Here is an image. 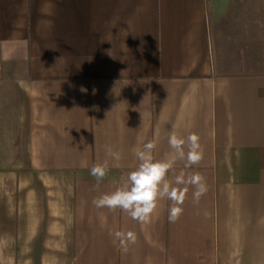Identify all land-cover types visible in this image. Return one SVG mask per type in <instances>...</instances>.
Listing matches in <instances>:
<instances>
[{
	"label": "crops",
	"instance_id": "crops-1",
	"mask_svg": "<svg viewBox=\"0 0 264 264\" xmlns=\"http://www.w3.org/2000/svg\"><path fill=\"white\" fill-rule=\"evenodd\" d=\"M238 32L214 38L206 0H0V264H264V30ZM173 130L204 146L169 174L200 173L198 203L95 207Z\"/></svg>",
	"mask_w": 264,
	"mask_h": 264
},
{
	"label": "clouds",
	"instance_id": "clouds-1",
	"mask_svg": "<svg viewBox=\"0 0 264 264\" xmlns=\"http://www.w3.org/2000/svg\"><path fill=\"white\" fill-rule=\"evenodd\" d=\"M81 91H86V89H81ZM168 144L172 151L162 158H156L153 155L157 147L154 140L134 149V154L139 161L135 170L129 172L126 178L122 177L114 191L94 199L95 207H106L110 210L119 208L131 219L146 224L156 212L159 202L168 199L172 201L168 221L170 223L178 221L183 214L182 205L189 189H194L192 197L198 203L200 198L207 193L208 186L205 178L198 172L186 173L181 170L171 179L169 174L174 173L178 161H186L185 168L199 164L204 158L205 150L199 135L195 132L184 137L173 130L168 137ZM106 152L116 162L111 167H119L121 154L113 151L111 146H106ZM109 169V160L105 159L102 163L92 166L90 175L99 184L106 177ZM113 235L114 242L118 241L120 249L125 253L137 240L136 233L133 231H116Z\"/></svg>",
	"mask_w": 264,
	"mask_h": 264
},
{
	"label": "rangeland",
	"instance_id": "rangeland-1",
	"mask_svg": "<svg viewBox=\"0 0 264 264\" xmlns=\"http://www.w3.org/2000/svg\"><path fill=\"white\" fill-rule=\"evenodd\" d=\"M206 10L214 38L222 28L234 30L236 36L242 27L257 35L264 30V0H206Z\"/></svg>",
	"mask_w": 264,
	"mask_h": 264
}]
</instances>
